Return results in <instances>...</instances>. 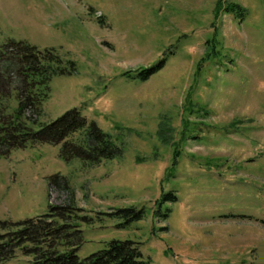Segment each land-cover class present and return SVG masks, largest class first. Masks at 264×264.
Here are the masks:
<instances>
[{"label":"rangeland","instance_id":"rangeland-1","mask_svg":"<svg viewBox=\"0 0 264 264\" xmlns=\"http://www.w3.org/2000/svg\"><path fill=\"white\" fill-rule=\"evenodd\" d=\"M11 41L76 65L50 81L40 122L77 108L122 154L91 166L63 144L14 149L0 220L73 202L81 259L117 240L150 264H264V0H0V46ZM56 174L73 198L50 189ZM128 208L142 219L109 216Z\"/></svg>","mask_w":264,"mask_h":264},{"label":"trees","instance_id":"trees-1","mask_svg":"<svg viewBox=\"0 0 264 264\" xmlns=\"http://www.w3.org/2000/svg\"><path fill=\"white\" fill-rule=\"evenodd\" d=\"M236 8L241 7H230L232 12ZM216 10L218 13L220 7ZM165 63L166 58L141 69L135 77L146 81ZM75 71V63L53 48L41 50L25 41L0 46V158L9 157L14 149L26 148L29 144H63L64 159L81 158L91 166L122 154L112 137L95 123H88L77 108L51 123L40 122L43 105L50 98L52 78ZM48 183L50 189L69 191L73 198L64 176L53 175ZM166 198L176 200L173 194ZM79 210L71 202L51 206L48 214L26 221L0 220V263L24 257L28 261L23 264H150L144 259L140 244L133 241H111L103 250L81 259L78 252L83 232L77 222ZM109 216L124 218L130 223L141 220L143 212L128 208Z\"/></svg>","mask_w":264,"mask_h":264}]
</instances>
